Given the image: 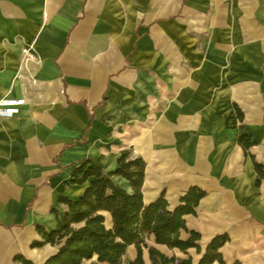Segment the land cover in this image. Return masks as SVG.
<instances>
[{"label":"crops","instance_id":"crops-1","mask_svg":"<svg viewBox=\"0 0 264 264\" xmlns=\"http://www.w3.org/2000/svg\"><path fill=\"white\" fill-rule=\"evenodd\" d=\"M3 97L25 101L0 116V264L54 253L31 242L43 240L37 224L56 226L60 195L82 191L68 182L73 166L113 168L122 149L145 160V202L163 193L173 208L190 185L205 190L183 215L200 251L152 234L148 244L197 260L226 231L225 264H264V175L253 162L264 170V0H0ZM241 131L254 140L247 152ZM135 255L130 243L118 264Z\"/></svg>","mask_w":264,"mask_h":264},{"label":"trees","instance_id":"trees-1","mask_svg":"<svg viewBox=\"0 0 264 264\" xmlns=\"http://www.w3.org/2000/svg\"><path fill=\"white\" fill-rule=\"evenodd\" d=\"M239 142L245 152L254 140L245 132L238 135ZM260 176L264 175L262 164L253 160ZM145 160L141 156L129 157V150L122 149L116 158V165L106 169L89 159H83L71 170L69 183L84 185L82 191L74 197L60 195L59 201L66 204L55 227L47 228L37 224V230L43 240L35 239L32 246L50 242L57 245V250L43 261L35 262L22 253H16V264H80L84 258L96 256V260L108 264L122 261L127 246L133 243L136 255L127 259V264H147L142 250L148 251L149 264H210L217 260L225 264L219 247L229 238L226 231L213 235L197 260L189 254L184 256L165 253L146 238L152 234L157 243L168 247H177L184 252L195 246L200 251L198 239L200 232L188 229L184 214L195 212L199 198L205 190L198 185H190L180 196L179 202L173 207L168 206L164 194H159L149 202L143 199L142 183L144 178ZM123 176L129 182L130 189L117 183L112 175ZM104 211L111 216L108 225ZM188 230L186 237H181L180 229ZM231 264H242L239 259Z\"/></svg>","mask_w":264,"mask_h":264},{"label":"built area","instance_id":"built-area-1","mask_svg":"<svg viewBox=\"0 0 264 264\" xmlns=\"http://www.w3.org/2000/svg\"><path fill=\"white\" fill-rule=\"evenodd\" d=\"M23 58L30 59L33 53L29 47H23ZM25 101L24 97H3L0 99V116L8 117L19 112L20 104Z\"/></svg>","mask_w":264,"mask_h":264}]
</instances>
